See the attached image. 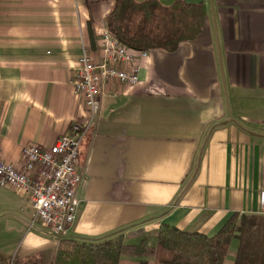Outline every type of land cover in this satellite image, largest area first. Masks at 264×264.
I'll return each mask as SVG.
<instances>
[{"label":"crops","instance_id":"1","mask_svg":"<svg viewBox=\"0 0 264 264\" xmlns=\"http://www.w3.org/2000/svg\"><path fill=\"white\" fill-rule=\"evenodd\" d=\"M182 1L205 5L202 33L174 53L137 55L138 84L103 86L102 119L80 147V205L68 238L98 243L143 231L125 243L151 249L163 225L212 237L235 213L264 216V0ZM113 3L0 0L6 163L20 169L23 148L53 146L86 119L72 81L84 51L101 61ZM57 246L30 196L0 187V264H53ZM143 261L153 258L125 255L121 264Z\"/></svg>","mask_w":264,"mask_h":264},{"label":"trees","instance_id":"2","mask_svg":"<svg viewBox=\"0 0 264 264\" xmlns=\"http://www.w3.org/2000/svg\"><path fill=\"white\" fill-rule=\"evenodd\" d=\"M207 20L205 5L176 0L163 5L159 0H114L105 19L106 29L136 52H176L184 42L196 39ZM89 34L93 31L89 26ZM143 231L104 239L98 243L60 238L53 264H121L122 257L146 256L153 262L140 264H225L233 241L238 242L233 264H264V216L235 213L212 237L163 225L152 232L157 239L148 249L126 244ZM11 264H19L13 261Z\"/></svg>","mask_w":264,"mask_h":264},{"label":"built area","instance_id":"3","mask_svg":"<svg viewBox=\"0 0 264 264\" xmlns=\"http://www.w3.org/2000/svg\"><path fill=\"white\" fill-rule=\"evenodd\" d=\"M101 61L94 62L84 51L79 58V72L72 81L73 92L84 98L88 116L74 122L67 133L50 147L35 144L23 148L20 169L0 158V187L14 188L28 194L35 219L58 239L64 237L76 221L80 201L76 196L82 183L80 147L95 122L102 119L103 86L118 82L134 86L140 81L136 52L107 29L100 35Z\"/></svg>","mask_w":264,"mask_h":264},{"label":"rangeland","instance_id":"4","mask_svg":"<svg viewBox=\"0 0 264 264\" xmlns=\"http://www.w3.org/2000/svg\"><path fill=\"white\" fill-rule=\"evenodd\" d=\"M125 236H126V235H125ZM132 238H134V237H132ZM132 238H131V239H132ZM231 256H233V255H232V254H230V257H231Z\"/></svg>","mask_w":264,"mask_h":264}]
</instances>
